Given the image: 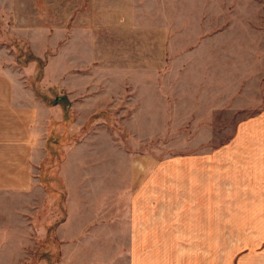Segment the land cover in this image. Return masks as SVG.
I'll list each match as a JSON object with an SVG mask.
<instances>
[{"label":"rangeland","instance_id":"374dc122","mask_svg":"<svg viewBox=\"0 0 264 264\" xmlns=\"http://www.w3.org/2000/svg\"><path fill=\"white\" fill-rule=\"evenodd\" d=\"M48 1L0 0L1 182V173L9 171L13 157L19 173L26 167L27 162L21 164L19 159L24 158L23 150L28 149L24 140L31 132L24 120L28 94L34 93L36 101L37 94L53 105L42 109L44 116L54 114L55 109L59 116L61 107L66 110L68 121L75 116L74 65L71 58L58 59L60 55H56L62 41L70 35L58 33L55 10L47 18ZM137 1L143 4L142 8L158 5L156 15L151 16L153 23L146 19L142 24L150 30L161 29L168 46L166 62L160 66L84 67L97 85V112L91 115L92 125L80 129L78 125H83L89 113H77L78 125H70L69 129L66 126L65 139L68 141L71 134L79 132L73 140L79 145L72 149L63 147V143L50 144L51 154L42 166V180L38 166L31 165L29 173L34 186L28 191V212L23 211L27 209L24 205L18 206L19 213L28 214V219L17 215L16 240L4 241L5 226L0 224V247L14 248L17 264H58L61 243L55 231L57 221L67 216L68 206L73 211L71 223L90 219L94 213L98 218L108 216L106 202L111 203L110 197L122 185L131 183L132 170L135 175L148 172L146 181L160 186L158 193L151 194L156 197L151 202L160 204L161 216H171L175 211L185 216V211L181 213L183 208H174L182 203L173 185L192 183L191 176H186L187 169H199L201 164L200 158L188 162L185 157L200 155L207 148L218 149L234 137L235 126L242 119L264 112V0ZM65 19L60 17L61 26ZM58 40L60 48L56 47ZM65 51L73 52V46H67ZM52 55L55 56L48 68L41 61ZM125 73L138 80L125 86L130 93L139 88L156 90V84H160L159 95L155 94L159 112L139 113L137 107H131L132 102L138 99L142 103L148 98H131L124 91L116 92L118 80ZM103 82L108 85L106 88L101 86ZM78 101L81 99L76 105H88ZM216 106L218 110L212 111ZM152 120L156 121L154 126ZM38 129L34 131L45 139L44 127ZM56 141L62 142V138L52 140ZM40 147L39 143L33 147L36 160L45 153ZM143 180L144 177H135L134 184L140 186ZM17 184L29 186V174H18ZM118 195L115 203L124 205L136 197ZM81 204L85 205L80 208ZM253 245L255 242L247 244L250 248Z\"/></svg>","mask_w":264,"mask_h":264},{"label":"crops","instance_id":"0c3cea01","mask_svg":"<svg viewBox=\"0 0 264 264\" xmlns=\"http://www.w3.org/2000/svg\"><path fill=\"white\" fill-rule=\"evenodd\" d=\"M141 5L143 4L137 0L47 2V18L53 16L55 10L58 33L70 35L66 41H62V46L57 41L56 47L62 48L58 49L56 55H60L58 59L71 58L74 65L72 100L75 116L68 121L60 104L59 116L57 109L54 114L44 116L42 109L53 105H48L36 94L34 97L39 98L38 105L33 98L34 93L28 94V112L24 120L28 122L31 132L28 139L24 140L28 149L23 150L24 158L19 159L21 164L27 162L26 167L19 173L17 160L13 157L12 163H9V171L1 173L2 182L6 183L1 184L0 180V224L5 226L2 232L6 234L4 241L16 240L14 227L17 225L18 214L21 219H28V214L19 213L18 206L24 205L27 209L23 211L28 210V191L34 186L29 173L31 165L38 166V176L42 180V166L51 154L50 144L61 146L63 143V147L71 146L72 149L79 145L78 141L73 142L74 135L79 132L71 134L68 141L65 139L66 126L69 129L70 125H78L77 113H89L83 125H78L80 129L84 126L90 128L92 125L91 115L97 112V85L93 75L85 69L99 64L126 68L133 65L160 66L166 62L168 46L165 44L166 38L162 39L161 29L150 30L142 24L146 19L153 20L151 16L156 15L154 10L158 5H147V8H142ZM60 17L66 18L62 26L59 24ZM67 46H73V52L67 53ZM54 56L44 59L48 68ZM64 75L65 73L61 79ZM134 81L138 80L125 73L118 80L116 92L124 91L131 98H138L139 95L148 98L142 103L138 99L132 102L131 107H137L139 113L159 112L155 94L159 95L160 84H156V90L145 91L139 88L130 93L125 86ZM106 85L104 82L101 84L104 88ZM107 90L109 91L108 88ZM79 98L81 101L78 102L86 101L85 104L88 105H76ZM211 110H218V106ZM263 113L242 119L235 126L234 137L218 149L207 148L200 155L185 157L188 162L198 158L201 160L199 169H187L186 176H191L192 183L179 187L177 184L173 185V189L181 197L179 202L182 203L174 208H183L181 213L185 211V216L177 215L176 211L171 216L160 215V204L151 202L156 198L151 194L158 193L160 186L155 181H146V176L150 177L146 171H141L138 175H135V170L130 172L131 183L122 185L115 196L110 197L111 203L106 202L105 208L110 209L108 216L98 218L94 213V217L91 215L90 219L81 217L82 220L71 223L73 211L69 205L67 216L57 221L59 226L55 231L56 238L61 243L58 264H264ZM155 122L152 120L151 124L154 126ZM42 126L45 129V139H42V133L34 131ZM36 134L38 136L34 138ZM55 134V138L50 139ZM60 138L62 142H52L53 139ZM10 141L16 143L15 138ZM37 143L41 144L40 149L45 152L38 160L33 156V147ZM22 173L29 174V186L17 184V176ZM154 176L155 172H152L153 179ZM135 177H144L142 185L134 184ZM118 194L127 195L128 198L136 194V197L134 200L128 199L127 205L116 204ZM84 205L81 204L80 208ZM250 242H255L253 248L247 246ZM0 264H17L16 250L11 246H1Z\"/></svg>","mask_w":264,"mask_h":264},{"label":"trees","instance_id":"16d2710c","mask_svg":"<svg viewBox=\"0 0 264 264\" xmlns=\"http://www.w3.org/2000/svg\"><path fill=\"white\" fill-rule=\"evenodd\" d=\"M40 61H41V60H40ZM41 62H42V64H44V65L46 64L45 60H42ZM65 111H66V110H65ZM86 127H87V126H86ZM86 127H85V128H86Z\"/></svg>","mask_w":264,"mask_h":264}]
</instances>
